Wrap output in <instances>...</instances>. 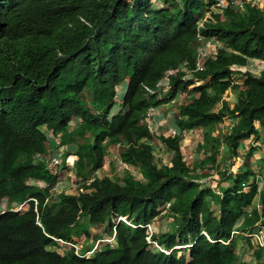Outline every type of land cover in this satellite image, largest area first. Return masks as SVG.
<instances>
[{
  "label": "trees",
  "instance_id": "obj_1",
  "mask_svg": "<svg viewBox=\"0 0 264 264\" xmlns=\"http://www.w3.org/2000/svg\"><path fill=\"white\" fill-rule=\"evenodd\" d=\"M215 1L0 0V208H6L0 264L238 262L236 244L245 236L233 232L264 224V188L254 170L234 172L219 157L227 153L235 163L241 144L258 140L264 129V69L261 75L241 72L239 83L233 68L264 62V8L253 0L226 8ZM203 39L214 41L216 50L197 69ZM171 70L168 98L190 97L175 117L178 132L158 136L147 111L168 101L158 87ZM125 84L121 108L113 112ZM228 117L229 129L217 136ZM43 126L61 134L62 145L75 146L77 193L53 192L59 175L36 157L50 151ZM194 128L202 129L211 151L199 168H220L221 193L187 164L183 132ZM75 136L89 139L75 145ZM154 136L171 150L170 162L156 161ZM118 144L122 162L140 176L125 170L121 180L91 177ZM221 181H229L224 190ZM15 204L24 207L13 210ZM120 217L133 224L172 218V228L154 236L173 248L171 254L150 248L147 229ZM96 226L108 236L92 235ZM114 228L115 243L103 241L85 255ZM82 236L80 252L66 243ZM190 243L187 260L175 247Z\"/></svg>",
  "mask_w": 264,
  "mask_h": 264
},
{
  "label": "rangeland",
  "instance_id": "obj_2",
  "mask_svg": "<svg viewBox=\"0 0 264 264\" xmlns=\"http://www.w3.org/2000/svg\"><path fill=\"white\" fill-rule=\"evenodd\" d=\"M213 9L215 10V8L213 7ZM212 9V10H213ZM263 69H264V62L260 61V60H251L249 62V64L247 66H236L235 67V72H234V76L237 78V81L239 83H243V79H241V72H244V71H250L252 72L254 75H261V73L263 72ZM124 86V90H123V93H120L119 94V97L121 98V100L123 99L124 97V94H125V88H126V84L123 85ZM86 98H90L88 94H85L84 95ZM183 96H186L187 95H184ZM228 99H230L231 101L234 100L235 98V95L233 92H229L228 95L226 96ZM184 98V97H183ZM177 112V111H176ZM152 118V117H151ZM230 118L228 117L226 119L225 122L221 123L219 125V127L216 129L215 133L217 136H220L222 133L226 132L228 129H229V125L231 124L230 123ZM148 121V124H150V128L152 129V131L157 135V131L155 129V126L153 125V122L151 120H149V118L147 119ZM173 123V122H172ZM75 124V123H74ZM73 124V125H74ZM157 127H160V129H162L163 132H169L171 131V125L170 123L169 124H166V125H163V126H160L158 125ZM157 130L159 131V128H157ZM160 130V133L162 132ZM202 130H199L197 131L196 133L192 132V135H197V138H201L200 136L202 135ZM189 136V134L187 135ZM157 136H155V138L153 139V146L155 148V151H154V154H155V158H156V161L160 164V163H165V162H170V157H171V154H169V149L168 147L165 145V144H157V142H160L162 143L160 140H158L156 138ZM196 138V139H197ZM263 138L264 137H261L259 138L260 140H257L258 142V146H261L262 143H263ZM89 138L88 136H75V145L77 144H81L82 142H85L87 141ZM193 140V141H190V142H193L194 145L196 144V142H198L197 140ZM252 140V139H251ZM254 140V139H253ZM189 141V140H188ZM185 142V140H183V143ZM248 141H245L243 142V144H241V151H240V154L238 157L235 158V163L231 164L229 163V159H228V154L227 153H223V155L221 157H219V160L221 163H225V165L228 163L229 164V168H232L234 170V168H238V166H243L242 168L243 169H252L253 168H264V162H261L260 161V158L256 156L253 157V154H251V148H252V142ZM54 143V145H53ZM185 144V143H184ZM245 144V145H244ZM50 151L48 154L44 155V158H47L49 157L52 153H57L58 155H63V151H69V148H70V151H74V147L75 146H68L67 148H65L66 150H63V147L66 146V145H63V146H58V143L56 142V139H53L50 138L49 139V143H47ZM243 145L246 147V149L244 150L243 149ZM257 146V145H256ZM260 150V149H259ZM113 152V155H114V163H112V168L113 170L110 172L109 170H106L107 173H109L111 176H112V173H115L114 174V177L116 176V178H122L121 176H119L120 173H123L122 171V168H129L128 170H130L134 175L136 176H140V173L138 172L137 168H135L134 166L132 165H128V167H126L127 165L125 163H123L122 161H119L120 160V153L122 152V147L119 145L117 147H115V149L112 151ZM197 152L200 153L201 156H204V154H206V152H211L210 149L207 150L206 148L202 147L200 145L199 149H197ZM251 152V153H250ZM263 155H264V152H263ZM205 158V157H204ZM109 156L108 158H106V161H105V165H104V168H111V166L109 165ZM262 160H264V158H262ZM227 162V163H226ZM76 165V163H75ZM61 168L64 170V168L66 169L62 175L60 176V179L62 178H65L67 176V179L63 181V179L56 185L55 188H53V192L54 193H57V192H61L62 190H66L67 192L69 193H77L78 189H79V183L81 181V179H78L73 172H71L70 170H68L67 168H70V166H61L58 170H61ZM71 168H75V167H71ZM209 168V167H207ZM66 172V173H65ZM105 172V171H104ZM205 173H207L208 175L211 174L209 173L208 171H204ZM103 174V173H100V175ZM207 174H203L202 177L204 178V175H207ZM212 176H215L216 174L213 172L211 174ZM256 175L257 173L254 171V178H256ZM214 177H210L208 179H203V181H210L209 183L211 184H217L218 182L215 181V179H213ZM211 180H214L211 182ZM31 183H38L39 186H45L46 184L43 182V181H35L34 179H30ZM213 186V185H212ZM255 205L258 206L259 205V200H255ZM13 209H16V208H20L19 205L15 204L12 206ZM154 225L156 227V229L158 230H165L166 227L168 228V226H171L173 224V221L169 218V217H159L157 218L156 220H154ZM167 222H168V225H167ZM103 230V232H102ZM96 234H99V235H102V236H108L106 233H105V229H102L101 226H96V227H92V235H96ZM84 236L82 237H79V238H76V246H78L79 248H81V243L80 241L82 240ZM245 238V237H244ZM244 238H241L239 239L240 241H238V245L236 246V249H238V246L239 244L243 243L244 246H246V249L242 252V254L240 255V257L238 258V262L236 264H264V258L262 256V259L259 260L260 258L257 257V259L259 260V262L257 263L256 260L253 258H251V256H254L255 254H257V252H250V250L252 249V246H250V248L247 247L246 245V242L244 240ZM66 244V243H64ZM73 243L70 242V244L68 246H72ZM254 248V246H253ZM58 250L60 251H64L63 247L61 246L60 248H58ZM256 249L254 248V251ZM261 253L263 251H260ZM185 254L187 257V260L190 259V256L188 255V250H185L184 248H180V251L178 252V255L181 256Z\"/></svg>",
  "mask_w": 264,
  "mask_h": 264
},
{
  "label": "crops",
  "instance_id": "obj_3",
  "mask_svg": "<svg viewBox=\"0 0 264 264\" xmlns=\"http://www.w3.org/2000/svg\"><path fill=\"white\" fill-rule=\"evenodd\" d=\"M262 2H263V8H264V0H262ZM235 67L236 66H233V68H234V70H235ZM162 82L164 83V85H165V89H166V91H167V93L166 94H163L162 96L165 98V97H167V99H168V101L167 102H164V103H161V105H159V106H157L156 107V109H155V111H154V113L151 115V117L149 118V120H151L152 122H153V125L155 126V129H156V131H157V135L159 136L160 134H164V135H173V134H175L176 132H178V129H177V127H176V125H175V117L177 116V114H178V111H179V106H180V104H182L183 102H185L189 97H190V94L189 93H181V94H178L177 96H175L174 98H172L171 100H170V98H168L169 97V95L171 94V89H170V87H169V85L167 84V80H166V78H165V76H164V78H163V80H162ZM126 89V88H125ZM123 90H124V86H121L120 88H119V91H118V100L120 101L121 100V98L119 97V94L120 93H123ZM183 94L184 95H187V97L186 96H183ZM184 97V98H183ZM121 107H120V105L119 104H116L115 105V107L113 108V112H117L119 109H120ZM177 111V112H176ZM173 122V123H172ZM147 123H148V121H147ZM170 123V125H171V131H169V132H163L162 131V129H160V127H157L158 125H160V126H163V125H166V124H169ZM149 126H150V124H148ZM157 128H159V131L157 130ZM218 128V127H217ZM152 130V129H151ZM160 130L162 131L161 133H160ZM199 130H202L201 128H194V129H191V130H185L184 132H183V139H182V149H183V154H184V156H185V158H186V160H187V164H188V166L191 168V169H194L195 171H196V174H202V173H205L204 171H208L209 173H215L216 175L215 176H212L211 174H207V173H205V174H207V175H204V178H202V180L203 179H208V178H210V177H214L213 179H215V181H217L218 182V180L220 179L219 177H220V174H219V172H218V170L220 169V168H199V163L201 162V160L204 158V157H206V155H207V153L208 152H206V154H204V156H201L200 155V153H198L197 152V149H199V147H200V145L202 146V147H204V148H206L207 150H209L210 149V147H208V146H206V144L203 142V134L200 136L201 138H197V135H192V132H194V133H196L197 131H199ZM154 133V132H153ZM155 134V133H154ZM189 134V136H187ZM156 135V134H155ZM261 137H264V129H260V138ZM154 138H155V136H154ZM158 140H160L159 139V137H156ZM197 138V139H196ZM197 140L198 142H196V144L194 145V143L193 142H190V141H193V140ZM183 140H185V144L183 143ZM189 140V141H188ZM256 140V141H255ZM255 140H250V142H252L253 144H252V148H251V154H253V157L254 156H256L257 155V157L258 158H260V161L261 162H264V160H262V158H264V155H263V152H264V141H263V143H262V145L261 146H258V142H257V139H255ZM258 140H260V139H258ZM263 140H264V138H263ZM249 142V143H250ZM152 144H153V140H152ZM157 144H159V145H161V144H164V143H160V142H157ZM245 145V144H244ZM243 145V149L245 150L246 149V147ZM257 145V146H256ZM67 146H69V145H67ZM72 146H74V145H72ZM118 145H113V146H111L110 148H109V154L107 155V157L106 158H108V156H109V165L111 166L112 165V163H114L113 161V157H114V155H113V150L115 149V147H117ZM75 148V147H74ZM260 149V150H259ZM210 153V152H209ZM65 154H66V156H65V162L64 163H66V165L65 166H70V168H67L68 170H70L71 172H73L74 173V175L76 176V171H75V169L74 168H71V167H74L75 166V163H77V162H79L80 160H81V158H80V156L79 155H77L76 153H75V149H74V151H70V148H69V151H65ZM169 154H171L172 155V152H171V150L169 149ZM72 158H76L75 160L74 159H72ZM164 163V162H163ZM165 163H167V162H165ZM105 165V164H104ZM195 166L196 167H198V168H195ZM239 167V166H238ZM136 168V167H135ZM110 169V170H109ZM129 168H125L122 172L123 173H120L119 174V176H121L122 178H116V176L114 177V174L115 173H112V176L109 174V173H107L106 172V170H109L110 172L113 170V168H112V166H111V168H104V166H103V168H101V169H99V170H97L94 174H92V176L91 177H93V178H95L96 176H98V177H104V176H109V177H111V178H113V179H116V180H121V179H123V177H124V174L126 173V171L125 170H128ZM231 170H233L232 168H230ZM238 169L239 168H234V172H237L238 171ZM66 169L64 168V170L61 168V170H59V182L63 179V181L64 180H66L67 179V176L65 177V178H62V179H60V176L62 175V173L65 171ZM253 170L257 173V175H256V178H255V180H256V182L259 184V186L260 187H262V188H264V168H253ZM105 171V172H104ZM128 171H130V170H128ZM131 172V171H130ZM66 173V172H65ZM100 173H103V174H101L100 175ZM132 173V172H131ZM133 174V173H132ZM116 175V174H115ZM134 175V174H133ZM136 176V175H135ZM198 176V175H197ZM77 177V176H76ZM78 178V177H77ZM92 178V179H93ZM78 179H80V178H78ZM212 181H214V180H211V182ZM210 181H203V184H211V183H209ZM228 184H229V181H221V189L222 190H224L227 186H228ZM211 185H216L217 186V189H220V187H218V183L216 184H211ZM214 187V186H213ZM170 218V217H169ZM171 220H172V218H170ZM167 225H168V222H167ZM174 224H172L171 226H168V228L166 227V229L168 230L169 228H172V226H173ZM165 229V230H166ZM161 231H164V230H161ZM241 239V238H240ZM244 240H245V242H246V245H247V247L248 248H250V243H252L251 242V240L250 239H248V238H244ZM240 241V240H239ZM238 245V242H237V244H236V246ZM246 249V246H244V244L243 243H241V244H239V246H238V249H236L237 250V252H238V257H240V255L242 254V252L244 251ZM257 251H259V250H255L254 251V248H253V244H252V249L250 250V252L252 253V252H257ZM263 252H264V250H262ZM263 256H264V253H263ZM251 258L253 259H255L256 260V262L258 263L259 262V260H261L262 259V257L258 260L257 259V255L255 254L254 256H251Z\"/></svg>",
  "mask_w": 264,
  "mask_h": 264
},
{
  "label": "built area",
  "instance_id": "obj_4",
  "mask_svg": "<svg viewBox=\"0 0 264 264\" xmlns=\"http://www.w3.org/2000/svg\"><path fill=\"white\" fill-rule=\"evenodd\" d=\"M253 2L256 5L263 7L262 0H253ZM230 5L236 6V7H242L243 6V0H216L215 4H214L215 7H219V8H226ZM208 16H210L209 12L206 14L204 19H206ZM204 19H203V21H204ZM215 50H216V44L214 41L204 40V44L200 47L199 53H198L197 69H202L204 59L208 55H210L212 52H214ZM174 71L175 70H171V71H168L166 73L165 78L167 80V84L169 83V77H168L169 73H173ZM158 90H159V93L161 94V96L163 94L167 93V91L165 89V85L162 81L159 84ZM155 109H156V107H154V106L150 107L147 111V117H150L154 113ZM229 121L231 123V119ZM50 162H51L50 165L59 166L62 163V156L54 153L50 157ZM213 186L215 187L216 185H213ZM218 193H221V191L218 190ZM257 207L261 208V205L259 204ZM147 226L149 227L150 230L152 229V225L148 224ZM238 233L243 234L246 237H248L251 240V242H252V244L256 250H264V224H262L261 221L256 222L255 225L252 228H250L248 231H245V232L244 231H234L233 234H238ZM148 239H149L150 243H155L157 245V243L152 241L150 239V237H148ZM228 242H226V243H228ZM192 245H193V243L189 244L188 246L190 247ZM74 246L77 248V250L79 249L78 246H76V245H74ZM157 246L159 248H161L159 245H157ZM163 250L168 254L171 252V250H166V249H163ZM263 258H264V256H263Z\"/></svg>",
  "mask_w": 264,
  "mask_h": 264
},
{
  "label": "clouds",
  "instance_id": "obj_5",
  "mask_svg": "<svg viewBox=\"0 0 264 264\" xmlns=\"http://www.w3.org/2000/svg\"><path fill=\"white\" fill-rule=\"evenodd\" d=\"M121 87V86H120ZM119 87V88H120ZM119 88H118V91H119ZM118 98V95H117V97H116V104H120V102L122 101V100H118L117 99ZM151 117V116H150ZM150 117H148V118H150ZM77 119H73L72 120V125L75 123V121H76ZM43 128V130H45L46 132H47V135H48V142L47 143H49V139L50 138H52L53 139V141H54V139H56V142L58 143V146H63L62 145V143H61V137H62V135L61 134H59V135H54L53 133H52V131H50V130H48L47 128H46V126H43L42 127ZM53 145H54V143H53ZM118 146H119V144H118ZM68 146H64L63 147V150H66L65 148H67ZM50 150V149H49ZM52 154H54V153H52ZM52 154L49 156V157H47V158H45L46 159V162L49 164V168L53 171V172H55V173H58V175H59V168L63 165H66V163H64L65 162V156H66V154H65V151H63V155H61L62 156V163L59 165V166H53V165H50V157L52 156ZM57 154V153H56ZM44 155L45 154H40V153H38L37 155H36V157L38 158V159H43L44 158ZM119 161H122L121 159L119 160ZM124 163V162H123ZM127 165V164H126ZM127 167V166H126ZM125 168H122V170H124ZM58 183H59V181H58ZM57 183V184H58ZM56 184V185H57ZM80 184V183H79ZM56 187V186H55ZM79 187V186H78ZM214 188H216L217 189V186H215ZM217 190H219V189H217ZM220 191V190H219ZM17 205H19L20 206V208H16V209H13V210H20L21 208H23L24 207V204H17ZM6 211V208H0V213L1 212H5ZM120 219H123V220H125L128 224H130L131 226H133V227H144V228H146L147 229V232H148V235L146 236V240H147V243L149 244V246H150V248H152V249H154V250H161V251H164L163 249H166V250H171V252H172V250H173V248H171V249H167L166 247H164L163 245H161L159 242H158V239H156V238H154V236L156 235V234H158L159 232H161V230H157L156 229V227H155V225H154V220H152L151 222H148V223H146V224H133V223H130V222H128L127 220H126V218H123V217H120L119 218V220ZM148 224H150V225H152V229L150 230L149 229V227L147 226ZM234 233V232H233ZM235 236L236 235H243V234H240V233H238V234H234ZM243 236H245V235H243ZM148 237H150V239L152 240V241H154V242H156L157 243V245H159L161 248H159L155 243H150L149 242V239H148ZM246 237V236H245ZM246 238H248V237H246ZM249 239V238H248ZM103 241H105L104 243H106V242H111V243H115V241H116V231H115V228H114V231H113V233L108 237V238H103V239H100V240H98L96 243H95V246L92 248V249H88L87 251H86V253H85V255H91V254H93L94 253V251L100 246V245H102L101 243L103 242ZM67 244H70V242H66ZM80 243H81V246H82V240L80 241ZM191 244V243H190ZM74 245H76L75 243H73L72 244V246H74ZM189 245V244H188ZM188 245H186V246H182V245H177L175 248H177L179 251H180V248L182 249V248H184L185 249V247L186 248H190ZM75 247V246H74ZM76 248V247H75ZM76 250H77V248H76ZM186 250V249H185ZM77 252H80V248L77 250ZM165 252V251H164ZM171 252L169 253V254H171ZM166 253V252H165ZM166 254H168V253H166ZM188 255L190 256V253H189V250H188ZM187 257V256H186Z\"/></svg>",
  "mask_w": 264,
  "mask_h": 264
},
{
  "label": "bare ground",
  "instance_id": "obj_6",
  "mask_svg": "<svg viewBox=\"0 0 264 264\" xmlns=\"http://www.w3.org/2000/svg\"><path fill=\"white\" fill-rule=\"evenodd\" d=\"M131 175V174H130Z\"/></svg>",
  "mask_w": 264,
  "mask_h": 264
}]
</instances>
